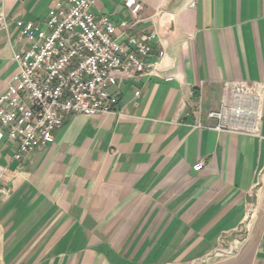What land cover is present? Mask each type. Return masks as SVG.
I'll list each match as a JSON object with an SVG mask.
<instances>
[{"label": "crops", "instance_id": "1", "mask_svg": "<svg viewBox=\"0 0 264 264\" xmlns=\"http://www.w3.org/2000/svg\"><path fill=\"white\" fill-rule=\"evenodd\" d=\"M60 1L0 0V95L23 26ZM92 1L121 41L156 34L160 75L110 88L117 112L72 116L22 160L0 141V264H264V101L259 136L208 117L224 82L264 83V0H139L135 26L126 0Z\"/></svg>", "mask_w": 264, "mask_h": 264}, {"label": "built area", "instance_id": "2", "mask_svg": "<svg viewBox=\"0 0 264 264\" xmlns=\"http://www.w3.org/2000/svg\"><path fill=\"white\" fill-rule=\"evenodd\" d=\"M126 6L135 17L133 25L140 23L144 4L126 0ZM92 7V0H61L51 7L44 27L28 22L22 28L29 46L14 54L18 70L0 95V141L19 142L16 160L53 143L55 131L74 115L117 112L120 100L110 88L123 80L160 75L165 52L158 60L151 58L156 34L127 35L123 42L110 16L95 15ZM263 101L260 81L224 82L220 108L208 112L216 121L212 128L259 136ZM7 193L0 188V194Z\"/></svg>", "mask_w": 264, "mask_h": 264}]
</instances>
